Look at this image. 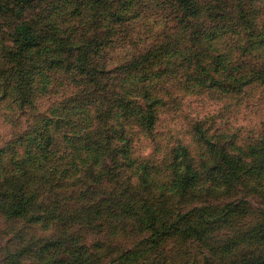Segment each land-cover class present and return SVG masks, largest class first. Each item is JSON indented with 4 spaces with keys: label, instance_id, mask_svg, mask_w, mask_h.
<instances>
[{
    "label": "rangeland",
    "instance_id": "obj_1",
    "mask_svg": "<svg viewBox=\"0 0 264 264\" xmlns=\"http://www.w3.org/2000/svg\"><path fill=\"white\" fill-rule=\"evenodd\" d=\"M263 225L264 0H0V264H240Z\"/></svg>",
    "mask_w": 264,
    "mask_h": 264
},
{
    "label": "trees",
    "instance_id": "obj_2",
    "mask_svg": "<svg viewBox=\"0 0 264 264\" xmlns=\"http://www.w3.org/2000/svg\"><path fill=\"white\" fill-rule=\"evenodd\" d=\"M14 40L18 41L19 43V47H27L30 48L31 46L35 45L34 37H20V38H15ZM11 208L10 207V212H11ZM16 213V211H13ZM257 239L262 238L264 239V225L262 226V230H258V235ZM240 264H264V255L261 254H248L246 256L242 257V261Z\"/></svg>",
    "mask_w": 264,
    "mask_h": 264
}]
</instances>
